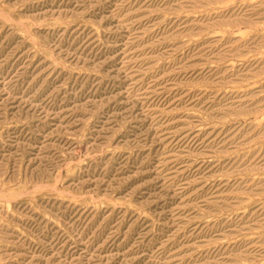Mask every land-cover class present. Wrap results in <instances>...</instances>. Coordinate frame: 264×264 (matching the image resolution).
<instances>
[{
  "label": "rangeland",
  "instance_id": "rangeland-1",
  "mask_svg": "<svg viewBox=\"0 0 264 264\" xmlns=\"http://www.w3.org/2000/svg\"><path fill=\"white\" fill-rule=\"evenodd\" d=\"M0 264H264V0H0Z\"/></svg>",
  "mask_w": 264,
  "mask_h": 264
}]
</instances>
